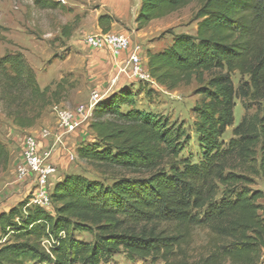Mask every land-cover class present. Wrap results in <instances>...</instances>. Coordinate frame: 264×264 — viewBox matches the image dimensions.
I'll return each mask as SVG.
<instances>
[{"label": "trees", "instance_id": "obj_1", "mask_svg": "<svg viewBox=\"0 0 264 264\" xmlns=\"http://www.w3.org/2000/svg\"><path fill=\"white\" fill-rule=\"evenodd\" d=\"M191 4L193 32L166 31L170 43L147 52L146 70L169 91L197 84L200 161L182 157L189 140L183 129L140 109L136 92L122 86L96 103L94 140L76 152L97 171L114 174L111 184L66 175L49 193L51 211L26 199L1 213L0 264H102L116 255L151 264H264L258 204L264 192L248 189L254 177L264 181V0H140L135 30ZM33 5L72 12L53 0ZM115 22L100 15L97 26L107 34ZM71 33V26L62 27L63 38ZM65 82L40 88L21 52L0 56V107L16 128H32L64 101ZM236 100L244 115L233 127ZM8 161L0 143V171ZM200 231L204 237L196 242Z\"/></svg>", "mask_w": 264, "mask_h": 264}, {"label": "rangeland", "instance_id": "obj_2", "mask_svg": "<svg viewBox=\"0 0 264 264\" xmlns=\"http://www.w3.org/2000/svg\"><path fill=\"white\" fill-rule=\"evenodd\" d=\"M64 1L66 4H62L68 9H71V13L62 12L59 9L38 10L34 7L33 0H0V16L4 15L2 19L0 18V56L8 51L21 52L27 64L34 70L36 79L39 77L43 80L41 81L40 88L48 83L46 76L42 75L48 60L49 63H53L55 58H60V61L74 63L80 69V72L64 75L67 94L65 100L62 102H67L69 105L75 102L88 107L94 93L98 94L100 99L107 97L117 86V81L116 79L114 80V77L112 78L110 70L104 72L97 64H93L92 66L86 64L89 61L95 62L94 60H100V56L95 55L98 54L100 50L92 49L85 43V37L98 35L94 32L97 28V23L94 18L96 15L94 12L96 8L95 1ZM70 4H75L77 6L69 8L68 5ZM195 9L196 5L191 4L163 19L151 22L141 31H135L132 35L127 34L131 46L138 45L140 47L141 57L143 58L148 51L160 50L170 43L171 37L168 33H165L166 31H172L174 34L192 33L195 25L190 22V17ZM64 25H69L72 29L71 36L68 39L63 38L61 34V29ZM70 41L73 42V44L70 45ZM105 53L107 57L103 56V59L109 60V54L107 52ZM84 60L86 61L85 63H83ZM117 75H119L118 71ZM125 77L128 80L126 86H129L132 88L133 92H136L135 101L140 109L154 113L164 118L169 126L181 128L186 132L189 140L186 142L182 157L189 158L194 163L200 161L201 152L193 129L195 120L193 108L196 102L200 100V97L195 94V90L198 87L197 84L193 82L189 86H182L169 91L146 81H139L133 77L129 78L126 75ZM239 80L240 76L237 73L232 75L234 87L237 88ZM55 83L56 81H52L49 86L53 88ZM149 91L150 94H148ZM95 103L96 102H92V108H90L91 106L89 107L91 110L89 111L88 109V119L84 123L92 119L90 116L93 115ZM235 103L233 127L239 124L244 115L241 102L236 100ZM253 112L254 109H252L250 113ZM52 114L53 111L51 106L44 111L40 120L33 127H35L36 130L45 127V124L47 125L48 123L47 121L54 120L55 116ZM42 121H44V124ZM233 127L226 130L222 137L224 142H227L232 137L231 131ZM27 135L29 134L24 129L13 126L0 107V143L3 144L9 152L8 165L5 170L0 171V210L14 204L17 199L22 198L26 200L30 196L32 185H30L29 181L16 180L15 167H12L10 164L11 157L19 158L20 154L22 155V142ZM64 141L66 143L65 146L62 148H55L52 155L51 161L56 169L55 175L58 172L56 157L61 155V157L65 158L67 163L72 165V171L79 172L80 175H84L89 179L100 180L105 184H111L115 176L114 174H103L84 161H81L77 157L76 149L69 147L65 138ZM46 142V144L50 146L53 142V138H50ZM92 142L93 140L86 143ZM66 149H70L76 154V159L74 161L67 158ZM59 177L60 176L57 178L53 177L51 179L48 188L49 193H51V189L58 181ZM252 179L253 183L248 186V189L250 191L264 192V181L262 178L254 177ZM258 204L263 207L264 201L260 200ZM46 210L51 211V206L47 207ZM260 214L264 215V211L261 210ZM203 237L204 232H197L196 242H200ZM80 238L89 241L91 236L82 234ZM102 264L151 263L149 261L140 260L128 262L123 255H116ZM154 264L163 263L158 261Z\"/></svg>", "mask_w": 264, "mask_h": 264}, {"label": "built area", "instance_id": "obj_3", "mask_svg": "<svg viewBox=\"0 0 264 264\" xmlns=\"http://www.w3.org/2000/svg\"><path fill=\"white\" fill-rule=\"evenodd\" d=\"M85 43L92 49L107 52L114 62L117 61L121 53L128 52L125 61V68H127H119L118 73L153 84L145 68L144 59L141 57L140 47L138 45L131 46L130 39L125 34L90 35L85 37ZM100 100L99 95L94 93L88 107L79 105L75 109H67L53 105L52 111L57 125L61 129V134H52L50 130L44 128L40 130L38 136L29 134L24 137L22 162L17 169L16 176L17 180L29 181L32 185L30 196L27 199L28 205H35L43 209L50 206L48 188L56 173L55 166L51 161L53 152L55 148L65 146V136L82 128L83 123L88 119L92 102L97 103ZM50 138H53V142L49 146L46 141ZM65 151L69 160L76 159V154L70 149Z\"/></svg>", "mask_w": 264, "mask_h": 264}, {"label": "crops", "instance_id": "obj_4", "mask_svg": "<svg viewBox=\"0 0 264 264\" xmlns=\"http://www.w3.org/2000/svg\"><path fill=\"white\" fill-rule=\"evenodd\" d=\"M57 2H61L63 4H66L64 0H53ZM96 3V8L94 12L96 15L94 16L96 23L97 19L100 15H109L112 18L116 20V22L112 25L111 30L109 33H117V34H127L132 35V33H135V24H134V19L135 16L139 10L140 7V0H94ZM69 8H73L74 6H77L75 4H70L68 5ZM130 16V17H129ZM4 15H1L0 18L2 19ZM97 34H102L100 29L97 28L94 31ZM75 43V42H74ZM69 44H73V42H69ZM100 53V54H99ZM98 55L100 56V60H94L95 62L89 61L86 63L88 66H92L93 64H97L98 66L101 67V69L104 70V72L110 70V74L112 78L114 77V80L116 79L117 81V86L111 91V93L118 91L119 88L122 86H126L128 83V80L126 79L124 74H119L117 75V71L119 68H125V61L128 56V52H123L119 56L116 62L112 60V58L109 56V60L103 59V56L107 57L105 51H99ZM102 58V59H101ZM144 63H145V68L147 69V54L144 55L143 57ZM86 61L84 60L83 63ZM82 63V64H83ZM86 66L85 64H83ZM81 66V65H79ZM82 68V67H80ZM127 68V67H126ZM125 68V69H126ZM79 70V71H78ZM102 70V71H103ZM80 72V69L72 62H67V61H60V58H55L53 63H49V60L47 61V65L45 70H43L42 75L46 76V79L48 80V83L43 85L42 88L49 86L52 81H56L58 83L61 79L64 78V75L66 74H71ZM101 72V71H100ZM99 72V73H100ZM44 76V77H45ZM37 81L39 86H41V81L39 77H37ZM110 93V94H111ZM109 94V95H110ZM81 104L73 103L69 105L67 102H62L59 104L61 107H65L67 109H75L77 106ZM53 115V114H52ZM92 119H90L87 123H84L82 125L81 130L65 137L66 142L68 143L69 147L77 149L78 147L86 143L88 141L94 140V136L92 131L90 130V124L94 121L93 115L90 116ZM41 122V121H40ZM44 124V121H42ZM47 125L45 124V127L40 128L39 130H36L35 127L30 128L28 130H25L28 132L30 135L38 136L40 133L41 129H48L54 134H61V129L58 127L56 119L52 121H47ZM58 155V153H57ZM22 155L20 154L19 158L18 157H11L10 158V164L12 167H15V178L17 180L16 172L19 167V165L22 162ZM59 157H56V163L58 165V172L54 177H59L58 181L61 180L64 176L66 175H74V174H79V172L72 171L73 167L71 164L67 163L64 157H61V155H58ZM54 188V186H53ZM51 189V192L53 190ZM23 199H17L14 204L8 206L7 208L1 209L0 214L3 212H8L11 208L15 207L18 203L22 202ZM52 209V207H51Z\"/></svg>", "mask_w": 264, "mask_h": 264}]
</instances>
